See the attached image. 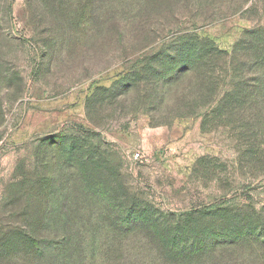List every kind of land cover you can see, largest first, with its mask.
<instances>
[{"label":"rangeland","instance_id":"374dc122","mask_svg":"<svg viewBox=\"0 0 264 264\" xmlns=\"http://www.w3.org/2000/svg\"><path fill=\"white\" fill-rule=\"evenodd\" d=\"M256 24L264 0H0V264H60L65 238L67 264H162L163 233L264 264V80L217 59L159 102L151 79L173 37L247 58Z\"/></svg>","mask_w":264,"mask_h":264},{"label":"trees","instance_id":"16d2710c","mask_svg":"<svg viewBox=\"0 0 264 264\" xmlns=\"http://www.w3.org/2000/svg\"><path fill=\"white\" fill-rule=\"evenodd\" d=\"M173 38L175 39H171L168 43L174 45L175 48H172L170 49L171 51H169V47L166 46L164 50L167 52L159 55L157 58L160 63H164L165 72H152L151 79H155L157 83L156 91L153 94L154 100L156 101L161 102L166 96V90H170L175 83L177 84L182 76H188L191 72L192 74L196 73V70H198L200 66L217 59L224 60L229 58L232 67L234 65V72L237 74L235 76H238L239 78H245L243 76L248 73V76L254 77V80H264V26L262 24H256L245 34L244 39L246 42L244 41L245 45H243L241 50L248 51L247 53L249 54V57L247 58L243 57L245 53L239 54L238 51H232L230 54H227L226 52L219 50L218 47L208 39L200 38L195 34H186L181 37L176 36ZM247 61L250 63L248 64ZM135 82L136 81H132L133 84ZM136 86L139 88L138 84ZM131 210L132 209H128L126 214L129 218L136 220L137 217ZM133 224H136L135 221ZM262 224L264 226V223ZM261 228L262 227L257 229V227H255L254 229H250V234L251 236H254L255 232H257V235L254 236V242H257V244L264 249V240H261V237L264 238V231H261ZM155 237L156 239H152V241H155L159 245V258L162 264H192L193 260L196 257H201L203 252H205L204 255L212 254V256H207V259L210 264H214L215 261H211V259L214 258L219 261L227 251V248L220 247L218 244H211L208 246V249L205 250L204 247L206 246V243L202 240L205 236L200 239H195L193 237L191 241L187 242L192 250H183L182 248L177 247V243L171 241V235L166 237V234L163 233L161 235L157 234ZM78 244L79 242H76L74 246H76V250L82 252ZM71 247V239L65 238L61 243L60 253H64L67 256V259L60 264H67L68 260L71 258L69 256V251H73ZM216 253H219V255ZM80 256H82V253ZM83 256H85V253H83ZM86 259L87 257H79V261L81 262L82 260V263L84 264H87ZM199 260L200 258L195 262L197 263ZM53 264H56V262H53ZM126 264L130 263L127 262Z\"/></svg>","mask_w":264,"mask_h":264},{"label":"built area","instance_id":"2783aa9c","mask_svg":"<svg viewBox=\"0 0 264 264\" xmlns=\"http://www.w3.org/2000/svg\"><path fill=\"white\" fill-rule=\"evenodd\" d=\"M139 157H140V156H139V153H138L137 151L133 153V158L137 159V158H139Z\"/></svg>","mask_w":264,"mask_h":264}]
</instances>
